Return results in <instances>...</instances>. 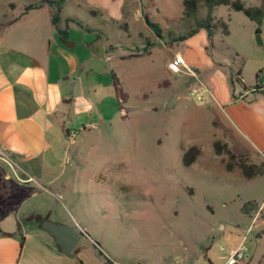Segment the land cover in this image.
<instances>
[{"label":"rangeland","instance_id":"obj_1","mask_svg":"<svg viewBox=\"0 0 264 264\" xmlns=\"http://www.w3.org/2000/svg\"><path fill=\"white\" fill-rule=\"evenodd\" d=\"M9 1L0 0V15L8 11ZM11 1L22 6L41 0ZM183 1L123 0L119 8L101 9L109 24L110 20L126 23L133 35V41L123 40V47L113 41L110 59L95 56L93 60L103 70L95 81L105 86L114 72L128 92V117L120 116L113 97V105L107 101L114 114L111 123L98 128L76 125L68 173L51 188L54 194H61L55 195L53 223L71 226L82 234L75 250L94 253L100 249L117 264H183L179 260L184 259L190 264H226L230 250L237 249L246 237L254 260L264 255L260 217L256 223L254 217L241 212L249 200L264 203V175L247 180L238 169L225 170V156H217L213 149L220 133L212 124L216 108L207 93L204 102L191 96L193 79L179 81L178 90L157 85L156 70L161 58L168 55L163 43L171 44L167 32L180 37L190 30L191 22L182 15ZM244 3L260 6L262 0ZM67 6L62 15L73 12ZM148 12L165 32L162 39L152 38V57L138 56L143 50L136 46L143 45L135 40L139 33L149 34L142 18ZM206 12L203 7L200 15L205 17ZM214 16L228 23L229 34L221 29L212 38L207 32L198 34L196 41L204 48L208 75L217 76L235 100L246 91L250 97L263 95L254 88L257 74L264 86V20L258 25L228 6L216 7ZM112 27L114 35L125 39L116 24ZM177 44L179 49L184 47V40ZM239 69L242 82L235 80ZM218 120L216 128L223 124ZM230 137L239 152V140ZM192 146L201 148L202 155L187 167L183 156ZM248 154L252 163V158L262 159Z\"/></svg>","mask_w":264,"mask_h":264},{"label":"crops","instance_id":"obj_2","mask_svg":"<svg viewBox=\"0 0 264 264\" xmlns=\"http://www.w3.org/2000/svg\"><path fill=\"white\" fill-rule=\"evenodd\" d=\"M122 1L66 0L64 7L73 9L72 13L62 15L60 23L68 31L67 41L53 25L48 8L23 15L24 7L29 4L18 6L10 0L8 11L0 15V226L12 216L16 227L11 234L0 229V264H106L96 249L94 253L82 248L70 256L63 254L53 237L41 228V223L54 222L51 217L55 195L61 194H54L51 188L57 187L68 173L69 149L76 143L78 133L76 125L98 128L114 119L107 107V101L113 105L112 99L116 97L113 79L105 86L95 81L103 70L93 63L97 56L94 44L99 33L107 37L101 58L107 56L108 60L115 49L114 42H121L123 47V40L133 41L128 24L112 20L109 24L101 11L107 7L119 8ZM90 11L97 14L93 16ZM68 18L79 21L82 26L75 22L67 26ZM9 21L14 22L6 25ZM86 21L90 23L87 26ZM115 24L125 39L112 33ZM147 28L148 36L139 33L135 39L143 45L136 49L143 50L138 56L152 57L155 45L152 38L159 37ZM204 32L200 30L184 40V47L180 49L178 41L163 43L168 55L161 58L156 70L158 88L178 90L179 81H189V77L173 74L168 69L176 54L184 55L208 86V98L217 113L212 124L220 131L219 140L237 155H249L250 151L261 156L262 159L252 158L253 163L260 164L264 161V95L256 93L250 97L246 91L235 100L217 76L208 75L204 48L196 41L198 34ZM120 116L128 117L126 108L120 111ZM218 118L223 124L216 128ZM228 133L239 140L242 147L239 152L232 146ZM259 204V212L252 217L256 223L260 217L264 235V203ZM263 257L254 260L251 255L249 264H264ZM179 262L190 264L188 259Z\"/></svg>","mask_w":264,"mask_h":264},{"label":"trees","instance_id":"obj_3","mask_svg":"<svg viewBox=\"0 0 264 264\" xmlns=\"http://www.w3.org/2000/svg\"><path fill=\"white\" fill-rule=\"evenodd\" d=\"M66 0H41L40 2L31 3L26 5L23 10V15L29 13L32 10H39L43 8H48L51 13V19L53 25L57 28L62 36V39L68 40L67 29H62L60 23L62 21V12ZM218 6H228L236 12L244 13L251 21L260 25L264 20V0L260 6L247 7L244 0H184L183 1V18L191 22L190 30L183 36L175 38L172 32L168 33L170 37V42L186 40L197 34L200 30H205L209 36L212 38L215 30L221 29L224 35L229 34V25L224 20H218L214 16V9ZM206 8V16L202 17L200 15L201 8ZM91 15H96L94 11H90ZM145 23L149 26L159 38H163V30L159 23L152 20L149 13L142 15ZM14 21H9L6 25L12 24ZM69 22H75L79 26L82 24L75 20L68 18L66 19V25ZM259 43L261 42L258 38ZM241 69L236 73V81L242 82ZM257 83L255 85V91L262 93L264 95V86L259 83L260 74H257ZM113 87L118 99L119 109L123 111L125 105L128 101V93L124 90L122 83L118 76L112 72ZM213 149L217 156H225L222 159L225 170L227 172H232L235 169H239L243 178L247 180L254 179L258 176L264 175V161L260 164L252 163L247 155H237L234 153L227 143L221 140H216L213 142ZM202 155V150L198 146H192L187 151H185L183 156L184 165L189 167L193 165L198 158ZM260 210V204L256 200H249L245 202L241 208V212L252 217L254 214L258 213ZM98 254L103 257L106 264H114L100 249H96Z\"/></svg>","mask_w":264,"mask_h":264},{"label":"water","instance_id":"obj_4","mask_svg":"<svg viewBox=\"0 0 264 264\" xmlns=\"http://www.w3.org/2000/svg\"><path fill=\"white\" fill-rule=\"evenodd\" d=\"M106 40L107 37L99 33V39L94 44L95 53L99 57L104 56L103 44ZM41 228L53 237L55 244L60 248L61 252L67 256L72 255L82 239V234L68 225L44 220L41 223ZM0 229L4 233H14L16 231L14 218L8 216L2 222Z\"/></svg>","mask_w":264,"mask_h":264},{"label":"built area","instance_id":"obj_5","mask_svg":"<svg viewBox=\"0 0 264 264\" xmlns=\"http://www.w3.org/2000/svg\"><path fill=\"white\" fill-rule=\"evenodd\" d=\"M168 69L171 73L176 75H184L194 80L191 85L190 94L195 97L197 101L204 102V94L209 92L206 83L199 77L198 73L187 63L186 58L182 54H176L174 59L169 63ZM97 128V126H93ZM250 231V229H249ZM245 237L241 245L230 251L229 258L226 264H249L251 261V251L246 243Z\"/></svg>","mask_w":264,"mask_h":264}]
</instances>
